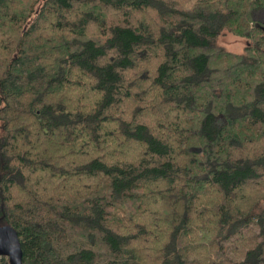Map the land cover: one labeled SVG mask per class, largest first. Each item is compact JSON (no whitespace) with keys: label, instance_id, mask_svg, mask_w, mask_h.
<instances>
[{"label":"trees","instance_id":"trees-1","mask_svg":"<svg viewBox=\"0 0 264 264\" xmlns=\"http://www.w3.org/2000/svg\"><path fill=\"white\" fill-rule=\"evenodd\" d=\"M262 9L0 0V228L22 264H264Z\"/></svg>","mask_w":264,"mask_h":264},{"label":"water","instance_id":"water-1","mask_svg":"<svg viewBox=\"0 0 264 264\" xmlns=\"http://www.w3.org/2000/svg\"><path fill=\"white\" fill-rule=\"evenodd\" d=\"M0 256H7L13 264H22L23 248L18 232L11 226L0 228Z\"/></svg>","mask_w":264,"mask_h":264},{"label":"rangeland","instance_id":"rangeland-1","mask_svg":"<svg viewBox=\"0 0 264 264\" xmlns=\"http://www.w3.org/2000/svg\"><path fill=\"white\" fill-rule=\"evenodd\" d=\"M255 17L257 22L264 24V9L256 11ZM219 43L232 51L242 52L246 45V39L228 33L219 38Z\"/></svg>","mask_w":264,"mask_h":264}]
</instances>
